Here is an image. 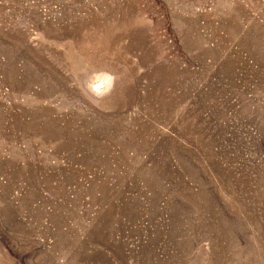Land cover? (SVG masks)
<instances>
[{"label": "rangeland", "instance_id": "374dc122", "mask_svg": "<svg viewBox=\"0 0 264 264\" xmlns=\"http://www.w3.org/2000/svg\"><path fill=\"white\" fill-rule=\"evenodd\" d=\"M0 264H264V0H0Z\"/></svg>", "mask_w": 264, "mask_h": 264}]
</instances>
